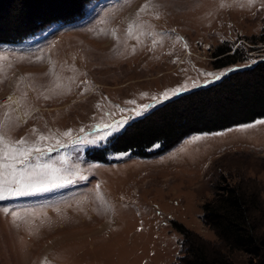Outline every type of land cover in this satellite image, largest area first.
<instances>
[{"label":"rangeland","instance_id":"obj_1","mask_svg":"<svg viewBox=\"0 0 264 264\" xmlns=\"http://www.w3.org/2000/svg\"><path fill=\"white\" fill-rule=\"evenodd\" d=\"M263 27L264 0H93L83 18L0 43V159L6 146L27 157L0 169V264H178L179 225L218 241L202 205L224 184L264 201V117L149 156L90 155L166 100L263 59L211 57Z\"/></svg>","mask_w":264,"mask_h":264},{"label":"trees","instance_id":"obj_2","mask_svg":"<svg viewBox=\"0 0 264 264\" xmlns=\"http://www.w3.org/2000/svg\"><path fill=\"white\" fill-rule=\"evenodd\" d=\"M91 1L0 0V43L19 42L52 23L68 24L83 18ZM242 39L248 47L223 41L212 49V62L217 68L248 61L251 51L264 52V27L258 34ZM263 117L264 58L166 100L90 155L100 161L108 160L107 153L118 151L149 156L155 145L158 152H163L189 134L216 131ZM202 208L218 241L212 247L201 245L192 232L179 225L187 251L178 264H236L235 253L250 256L253 264H264V201L258 192L226 183Z\"/></svg>","mask_w":264,"mask_h":264},{"label":"snow or ice","instance_id":"obj_3","mask_svg":"<svg viewBox=\"0 0 264 264\" xmlns=\"http://www.w3.org/2000/svg\"><path fill=\"white\" fill-rule=\"evenodd\" d=\"M146 107V106H145ZM250 127V125H249ZM67 134V133H66ZM17 144L25 143L23 139L16 142ZM2 159H0V169L11 170L8 174H14L16 171V164H23L26 157V150L21 151L19 149H12L10 146H6Z\"/></svg>","mask_w":264,"mask_h":264},{"label":"bare ground","instance_id":"obj_4","mask_svg":"<svg viewBox=\"0 0 264 264\" xmlns=\"http://www.w3.org/2000/svg\"><path fill=\"white\" fill-rule=\"evenodd\" d=\"M6 100H7V98H6Z\"/></svg>","mask_w":264,"mask_h":264}]
</instances>
